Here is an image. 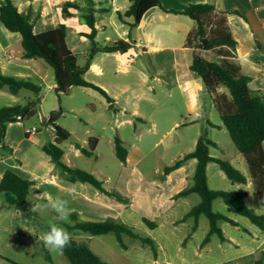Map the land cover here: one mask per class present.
I'll list each match as a JSON object with an SVG mask.
<instances>
[{
  "label": "rangeland",
  "instance_id": "374dc122",
  "mask_svg": "<svg viewBox=\"0 0 264 264\" xmlns=\"http://www.w3.org/2000/svg\"><path fill=\"white\" fill-rule=\"evenodd\" d=\"M192 23L195 24L194 21ZM104 37L105 35L102 34L99 41L102 42ZM216 56L215 54L211 58L215 59ZM78 59L80 65L84 63L83 56L79 55ZM36 61L43 64L44 70L46 68L51 76L50 79L53 80V68L42 59ZM145 64L144 61L132 63L126 83L131 87L130 98L136 102L140 98L138 105L141 113L145 115L146 122L136 121L135 125L124 124L118 130L116 126L119 123H115L114 112L106 108L105 101L97 93L93 100L81 89L58 95L55 90H47L43 85V91L39 96L28 90L29 96L40 98L41 105L37 106V114L33 118L21 121L10 129L6 140L7 148L0 149V170L11 169L10 162L7 163L6 158L2 159V156L7 158L11 156L9 149L12 150L15 147L17 139L28 129L37 128L42 133L41 136L47 140V144L52 142V138L46 133V125L41 122V116L48 119L53 110H57L59 112L57 123L71 134V138L61 145L66 153L65 159L71 162V165L65 164L95 175L103 182L108 192L114 193L115 196H109V198L125 204L122 213L109 211L101 216L100 222H123L133 227L141 237L156 241L158 246L156 251L161 254L159 264H181L182 258L188 260L189 264H220L225 258L222 257L224 253L217 250L219 244H260L264 239L263 231L253 225L248 218L229 213L224 201L218 199L213 204L214 212L228 216L239 226L221 221L219 227L227 239L226 243H223L217 235H213L206 244H209L207 250L212 248L215 253L206 251L202 257L199 256V246L203 244L210 229L207 217L200 218L195 233H192L195 226L193 218L178 225L176 223L198 205L201 198L197 194H192L178 200H171L173 196L178 197L175 194L183 189L182 187H186L185 190H187L193 186L197 161L191 160L185 164L184 169L175 171L174 180L171 182L166 180L163 173L166 167L192 152L201 136H206L218 143V148L210 149L212 157L228 161L249 177L250 171L246 158L236 149L229 133L222 125L220 113L212 106L211 96L205 104L204 118L198 123L185 126L183 123L187 121L186 110L180 91L173 89L170 97L167 90L162 87V81H154L150 77L145 79L143 74H140V67L143 69ZM119 75L122 76V73ZM258 87L254 83L250 89L256 93L255 90ZM225 92L229 91L225 89ZM125 98L126 96H122L119 99L125 101ZM152 98L155 99L157 106L145 101ZM7 103H9L7 100L1 99L0 107L6 106ZM88 104L93 105L96 110H91ZM126 118L118 116V122ZM208 122L222 127L221 129L213 128ZM177 123L178 126L174 127ZM5 134L6 131L2 132L0 139L4 140ZM117 137L123 140V145L129 152L131 160L128 164L122 163L116 156L114 143ZM90 138H96L99 141L94 156L89 157L82 151L81 155H76L75 145L79 144L83 149L90 150ZM23 148L24 145L21 149ZM20 152L22 153V150ZM21 153L17 154L18 157ZM59 172L63 178L67 179L66 174L61 170ZM184 174L190 176L188 182L185 181ZM207 175L210 189L245 192L248 195L247 206L256 214L264 216V207L260 203L253 184L251 186L233 184L215 163L209 164ZM118 179L134 180L133 185L138 201L133 206H130L131 199L124 195L126 187L117 185ZM89 186L91 190H96L93 186ZM161 191L163 192L160 193ZM37 192L35 188L34 193ZM118 196L124 200L119 199ZM72 214L77 215L78 222H95L89 221L86 214L70 212V216ZM54 217L55 213L49 211L48 207L31 212L29 206L20 209L15 205H9L5 195L0 192V261L6 264V261L2 259L6 258L19 264H68L64 253L53 255L44 247L40 239L41 234L48 230L49 224L56 222ZM143 219L156 223L158 228L151 230L143 223ZM70 220L71 224L61 226L71 233L73 240L89 247L105 264H156V251L151 246L124 235L123 243L126 246L124 249L114 234L93 236L78 232L73 229L75 221L72 218ZM191 233L190 239L183 244ZM161 245H164L163 250L159 249ZM226 246L229 257L232 258L235 249L229 245Z\"/></svg>",
  "mask_w": 264,
  "mask_h": 264
},
{
  "label": "crops",
  "instance_id": "0c3cea01",
  "mask_svg": "<svg viewBox=\"0 0 264 264\" xmlns=\"http://www.w3.org/2000/svg\"><path fill=\"white\" fill-rule=\"evenodd\" d=\"M2 1L0 0V3ZM69 1L72 0H13L21 13L35 20L34 30L36 34L57 29L60 25H66L68 28V46L74 52L78 65L81 67L86 65L93 48L92 42L86 36L82 35L90 33L84 16L91 7L96 10L97 36L95 42L98 48H103L119 41L128 42L132 46L127 53H96L92 58L90 68L85 72V80L105 90L111 98L110 103L94 89L72 88L70 91L81 89L84 94L93 100H95L97 93L105 101L106 108L114 112L113 114L116 118L115 123H119L116 126L117 130L124 124L135 125L136 121L146 122L145 115L139 109L138 103L140 98L138 102L130 98L129 92L131 87L126 83V79L132 68V63L137 64L139 61H144L146 64L143 69L140 67V74H143L145 79L150 77L154 81H162V87L167 90L170 97L173 89L180 91L181 98L185 104L187 120L183 125L187 126L198 123L204 118L206 112L205 104L209 96L205 93L201 78L190 69L195 50L185 47L187 36L195 28V24L192 23L191 19L182 15L167 13L160 8H154L145 14L140 25L131 32V28L127 24L121 23L116 16V12L120 11L124 13L128 10L130 7L128 0H93L92 3L78 0L77 3L80 9L70 10L75 16L65 18L62 14V8ZM161 4L163 9L167 11H183L190 4H213L219 10L229 12V25L232 35L237 42V57L234 59V62L240 66L244 75L251 78L249 88L255 83L259 86L255 92L264 95V0H161ZM127 20L132 21L131 19ZM130 32L132 33V38H129ZM102 34L105 37L100 42L99 37ZM23 54L21 35L10 32L0 21L1 73L4 76L16 80L30 81L39 86V94L31 91V93L37 96L42 93L43 85L46 86L47 90H55V76L51 80V76L46 68L44 70L43 64L37 62V59H25ZM215 54L217 55L216 58H211ZM79 55L84 58V63L81 65L79 64ZM201 55L211 61H219L221 59L216 52H203ZM119 73H122V76ZM225 89V87L219 88L218 93L229 96V92H225ZM27 91V89H20L16 94H13L8 87H4L0 89V100L4 99L9 102L4 107H26L29 102H38L40 100L39 97L29 96ZM122 96H126L125 101L119 99ZM145 98L147 99L148 97ZM145 101L157 106L153 98ZM211 103L213 108L217 110L213 99ZM40 105L41 102L38 106ZM88 106L91 110H96L93 105L88 104ZM4 107H0V109ZM118 116L127 118L122 122H118ZM42 118L44 117L41 116ZM187 118L191 119L188 120ZM19 122L21 121L17 120L16 122L8 123L5 139H0V149L5 150L7 148L6 140L8 139L9 131ZM208 124L213 128L220 127L221 129L222 127L210 122ZM57 125L63 127L61 124L57 123ZM176 126H178V123L174 127ZM31 130L28 129L26 133L21 135L17 139L18 142L15 144V147L12 150L9 149L11 156L8 158L2 156V159L6 158L7 163L10 162L9 166L11 171L23 179L34 182V185L30 189V196L26 207L29 206L31 208L32 205L46 204L51 199L63 198L69 200L70 212L86 214L89 217V221L100 222L101 216L109 211L122 213V210L125 209L123 202L109 198L108 195L100 192L94 186L96 190H91L89 186L91 184L81 182L73 183L63 178L51 157L43 151L47 140L41 136L42 133L39 130L37 132H32ZM46 133L52 138L53 142L54 136L47 129ZM216 144L218 145V143ZM23 145L24 148L21 149ZM21 150L22 153L20 152ZM74 151L76 155H81V150L76 145ZM19 153L21 154L18 157L17 154ZM65 158L66 153L64 152L63 162L71 165V162ZM130 160L128 155L127 164L130 163ZM185 164L175 171L184 169ZM6 171L8 170H0V181ZM175 171L165 175L164 170L163 175H165L168 182L174 180L173 174ZM183 177L187 182L190 180L188 174H184ZM183 177L182 179H184ZM247 178V185L251 186L253 184V182L251 183V176ZM117 181L118 186L126 187V194L124 195L131 199L130 206H133L138 201L135 186L133 185L134 180L118 179ZM132 185L134 186L133 189L131 188ZM35 188L38 191L36 194L34 193ZM182 188L175 196L184 191L186 187ZM117 190L121 191L118 188ZM174 199L178 200L180 198L171 197L172 201ZM48 208L49 211L54 213L50 207ZM183 219L177 222L176 225L184 223L191 218L187 220ZM196 230L192 229V233H195ZM192 233L183 244L190 239ZM226 241L223 243H226ZM155 245L158 248L157 243ZM226 245L235 249L232 258L229 257V253L225 248L227 247ZM208 246L209 244H201L198 255L202 257L206 251L214 254L215 251L212 248L207 250L209 248ZM159 249L163 250L164 245H161ZM217 250L224 253L222 257L225 260L220 264H254L257 259L264 258V239L260 244H219ZM155 255V263L159 264L161 254L156 251ZM180 263L189 264L185 258H182ZM0 264H5V262L0 261Z\"/></svg>",
  "mask_w": 264,
  "mask_h": 264
},
{
  "label": "trees",
  "instance_id": "16d2710c",
  "mask_svg": "<svg viewBox=\"0 0 264 264\" xmlns=\"http://www.w3.org/2000/svg\"><path fill=\"white\" fill-rule=\"evenodd\" d=\"M77 1L72 0L64 4L62 8L63 17L72 18L75 16L70 10L80 9ZM81 1L93 2V0ZM128 1L130 2L128 10L124 13L118 11L116 16L121 23L127 24L131 28V32L140 25L145 14L154 8H160L170 14L185 16L195 22V28L187 36L185 45V47L195 50L190 69L201 78L205 93L214 100L223 126L229 133L234 146L245 156L254 188L261 205L264 207V95L253 93L250 90L251 78L244 75L240 66L234 62L237 57V42L229 25V12L221 11L213 4H190L183 11H167L163 9L161 0ZM95 13L96 10L91 7L84 16L90 33L82 35L92 42L93 48L86 65L81 67L78 65L74 52L68 46V28L66 25H60L57 29L36 34L34 30L35 20L21 13L13 0H3L0 3V21L7 30L21 35L24 50L23 57L29 60L42 59L53 68L56 81L55 91L58 95L67 94L72 88H90L99 92L110 103L111 98L105 90L85 80V72L90 68L92 58L96 53H127L132 46L128 42L119 41L98 48L95 42L97 36ZM131 32L129 38H132ZM203 52H216L221 59L219 61L208 60L201 55ZM4 87H8L13 94H16L20 89H27L36 94L40 93V87L34 83L4 76L0 71V89ZM221 87H225L229 91V96L218 93V89ZM39 104L40 100L29 102L26 107H4L0 109V136L2 132L6 131V125L16 122L18 116H22L23 120L33 118L37 114L36 108ZM58 119L59 112L54 111L50 114L47 123L55 127L56 136L53 142L43 147V151L51 157L56 168L66 174L68 181L88 183L110 197L115 196L114 193L108 192L104 188L103 182L95 175L71 168L63 162L64 151L61 145L71 138V134L57 125ZM97 144L98 140L96 138H90L89 151L83 149L79 144L76 146L85 155L92 157ZM217 146L215 142L206 136H201L194 151L165 168V175H168L181 168L189 160H197L193 186L180 192L178 197H187L192 194L200 196V203L183 220L193 218L195 220L193 230H196L200 217H207L210 222V230L203 245L208 243L213 235H217L222 242L226 241L224 233L219 227L221 221L236 227L239 226L228 216L214 212L213 204L218 199L224 201L229 213L248 218L253 225L264 231V216L256 214L254 210L247 206V193L210 189L207 170L211 163L217 164L233 184H248V178L239 169L228 161L211 156L210 148H217ZM115 153L122 163H127L129 153L119 137L115 139ZM33 185V181L23 179L15 172L8 170L0 181V192L5 195L6 202L9 205H15L23 209L27 206L30 189ZM119 199L124 200L121 197ZM70 218L75 221L73 226L75 231L93 236L114 234L124 249L126 246L123 243V236L127 235L151 246L156 251L154 240L141 237L133 227L124 223L112 221L78 222L76 214H72ZM143 223L151 230L157 228V224L148 219H143ZM64 255L68 264H105L89 247L73 239L71 246L64 250ZM2 259L7 264H19L6 258ZM254 264H264V258L257 259Z\"/></svg>",
  "mask_w": 264,
  "mask_h": 264
},
{
  "label": "clouds",
  "instance_id": "9594fccd",
  "mask_svg": "<svg viewBox=\"0 0 264 264\" xmlns=\"http://www.w3.org/2000/svg\"><path fill=\"white\" fill-rule=\"evenodd\" d=\"M50 207L55 213L54 220L56 222L50 223L48 230L43 232L40 239L45 248L53 255H63L64 250L71 246L72 235L62 224H71L69 200L63 198H55L49 200L46 204L32 205L31 212H36L41 208Z\"/></svg>",
  "mask_w": 264,
  "mask_h": 264
},
{
  "label": "built area",
  "instance_id": "2783aa9c",
  "mask_svg": "<svg viewBox=\"0 0 264 264\" xmlns=\"http://www.w3.org/2000/svg\"><path fill=\"white\" fill-rule=\"evenodd\" d=\"M16 119L19 120V121H22V120H23V119H22V116H18ZM41 122H42V124L46 125V129H47V130H48V131L54 136V138H55V136H56V129H55V127H54L52 124H48L47 121H46L44 118L41 119ZM31 131H32V132H37L38 129L34 127Z\"/></svg>",
  "mask_w": 264,
  "mask_h": 264
}]
</instances>
